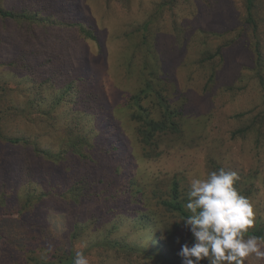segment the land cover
<instances>
[{
	"label": "rangeland",
	"instance_id": "obj_1",
	"mask_svg": "<svg viewBox=\"0 0 264 264\" xmlns=\"http://www.w3.org/2000/svg\"><path fill=\"white\" fill-rule=\"evenodd\" d=\"M3 5L27 7L54 23L16 26L0 19V81L6 86V93L0 87V106L23 110L7 112L0 121V264L55 261L58 250L71 248L73 224L82 213L89 220L71 246L90 264H183L179 252L194 237L162 200L171 199L178 181L186 205L190 179L220 169L237 173V190L255 213L249 230L264 233V90L258 77L264 76V0H255L256 33L247 23L244 0H3ZM91 23L102 46L82 33ZM258 39L262 65L254 55ZM87 58L96 70L90 75L98 94L92 112L106 121L110 110L128 142L117 143L118 156L129 165L119 177L112 155L118 149L104 156L75 153L78 161L60 162L55 147L64 142L67 122L48 115L52 100L35 109L42 63L74 65L81 73ZM149 75L181 112L182 129L156 133L155 146L147 149L132 117L137 110L129 103ZM142 104L162 118L154 94ZM35 142L53 153L35 154ZM83 171L99 182H124L129 200L122 213L99 221L94 206L84 211L85 202L73 201L70 187ZM53 189L63 198L48 196ZM107 205L116 207L112 200ZM245 264H264V258L253 255Z\"/></svg>",
	"mask_w": 264,
	"mask_h": 264
},
{
	"label": "trees",
	"instance_id": "obj_2",
	"mask_svg": "<svg viewBox=\"0 0 264 264\" xmlns=\"http://www.w3.org/2000/svg\"><path fill=\"white\" fill-rule=\"evenodd\" d=\"M244 5L246 9L247 23L256 33L259 29V24L255 18V0H244ZM0 19L4 22H12L13 24H16V26L19 24L35 25L47 22L54 23L47 18L40 17L35 13V10L27 7H22L20 9L6 8L3 5V0H0ZM87 27L89 29L83 26L81 27L82 33L85 37L91 40H96L97 44L102 46L98 36L95 34L98 33L96 26L91 23V25ZM31 33L35 34V29H31ZM145 38V43H147L148 37L145 36ZM56 49L60 50L58 47H56ZM219 54L220 51L217 52V55ZM254 55L255 61L262 65L260 39L257 40ZM214 56L215 55L212 57ZM210 58L211 56L208 57V59ZM1 65L2 63H0V66ZM41 65L44 70L40 72L38 77H35V109L43 107L41 103L52 100L50 113H46L50 116H55L57 119L59 118L61 122H63V120L67 122V124L62 127V138H64V142L61 141L60 144L55 147L58 151L55 153L58 154V158H61L60 162L78 161L75 160L77 158L75 153H78L77 155L82 157L86 156V154L88 155V152L91 153V151H93V156H104L109 151H117L118 149L119 152L116 156L112 154L113 159H116V161L120 164V167L118 168L119 173L117 174L118 177L122 174L121 170L127 171L129 169V165L125 159L118 156L119 153H121L120 151L122 147L117 143L122 144L123 142L126 147L128 142L127 139L120 133L119 126L114 123L110 110L106 114V121L103 116L92 112L91 107H93V103L98 104V94H96V89L94 87L96 82L93 85V80L90 77L92 74L96 75L95 66L92 65L91 59L87 58L85 66H82L85 70L81 73L77 68L74 69V65H72L70 69H67L64 65H55L54 62H51V60L47 63H42ZM142 70L143 73H146L148 67L143 65ZM258 77L264 90V76L258 73ZM1 81L0 87L2 86V91L6 93V86ZM27 81L34 82V79L28 78ZM46 83L50 85L48 90L44 87ZM155 85L157 86V83L153 75L145 77L143 87L136 95L132 96V100L129 103L130 108H135V110H137V112H134L135 114H133L132 117L135 119L134 121L138 123L137 133H139L138 135L142 144H144L147 149L155 146L158 138L157 136H154L156 133L178 134L182 129L180 124L181 112L178 108L172 105L169 99L162 96V93ZM151 94H154L157 99V111L159 112V110H161L162 118L160 119H156V117H154V115L142 104V102L147 100ZM6 96L9 95L7 94ZM40 110L45 112L44 109ZM7 112H23V110H20L16 106L11 108L7 107L6 109H2L0 106V121L2 116H4ZM92 133L95 135V140L91 139ZM0 138H4L1 124ZM6 140L16 144L20 143V141L26 143L25 139L20 138H8ZM115 140L116 142H114ZM79 147H82V149H79ZM50 153L53 152L44 149L40 143L35 142V154H41L43 156L46 155L49 157ZM113 182L111 180H101L100 182L96 181V179L91 177L89 173L83 171L81 173V178L78 181L73 180L72 186L70 187L72 193H69V195H71L73 201L79 202L80 205L85 202L86 207L84 211H89L88 204H90L98 211V214L96 215L99 217V221H108V219H112L122 213L120 212V209L123 204H126L129 200V195L125 190L126 186H124V182ZM132 185L133 183L131 182V186ZM235 187L237 188V183H235ZM52 191H54V193ZM53 194L60 196L61 199L63 198L58 191L55 192L54 189L47 195L51 196ZM124 197H126V199L123 202L122 199ZM181 198L182 193L180 190V184L178 181H173L171 187V199L162 200V205L167 207L170 211L180 214L185 219L191 214L186 209L185 203ZM65 200H68L66 196ZM111 200L115 203L116 207L107 205V203L111 202ZM136 217H138V215H136ZM126 219L130 221L129 217ZM136 219L137 218H133V220ZM88 220V216L84 213L78 216V219L73 224L74 231L70 236L72 242L80 238L78 235L80 232L85 230V223ZM121 221L122 220H119L118 223H121ZM247 235L264 237L262 228L248 230ZM72 242H69L71 248L62 251L58 250L56 252L55 261L53 260L47 262L45 260L43 264H74L76 253L72 248L73 245L71 246ZM38 259V257H35L36 261H38ZM41 262L42 260H39V264H41Z\"/></svg>",
	"mask_w": 264,
	"mask_h": 264
},
{
	"label": "clouds",
	"instance_id": "obj_3",
	"mask_svg": "<svg viewBox=\"0 0 264 264\" xmlns=\"http://www.w3.org/2000/svg\"><path fill=\"white\" fill-rule=\"evenodd\" d=\"M234 171H213L206 177L191 178L185 207L191 215L183 220L194 243L182 245L183 264H245L251 256L264 258V237L247 235L254 227L255 213L249 199L241 195ZM74 264H90L81 251Z\"/></svg>",
	"mask_w": 264,
	"mask_h": 264
}]
</instances>
